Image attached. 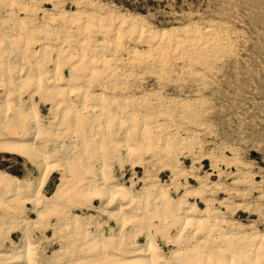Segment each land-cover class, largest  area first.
<instances>
[{"label": "rangeland", "instance_id": "obj_1", "mask_svg": "<svg viewBox=\"0 0 264 264\" xmlns=\"http://www.w3.org/2000/svg\"><path fill=\"white\" fill-rule=\"evenodd\" d=\"M74 14L78 18L87 16L89 19L75 23L71 18ZM119 15L142 21L147 30L186 29L188 33L180 32L178 35H181L177 38L159 45L146 39L142 27L120 29L116 22ZM14 22L18 29L14 28ZM101 28L107 29L109 34L106 36L98 33ZM25 29L27 32L34 31L33 38L29 41L33 51L28 56H34L35 59L46 56L47 62L44 66L49 67L52 74L57 73L55 63L59 57L54 55L53 63L50 62L51 57L48 55L51 51H45L46 54L39 50L45 43L47 46H69V53L73 57L82 55L89 59L96 56V53L97 56L102 54L107 60L104 62L105 66L96 62L101 69L97 68L96 73L90 72L91 81L87 80L90 86L81 82H78L79 86H75V90L80 86L89 90L88 95L83 92L80 96H87L85 102L91 95L94 97L93 95L101 93L105 100L97 103L103 106L99 119H95L97 133H100L97 136L98 146L93 150L92 145L87 144L88 150L85 153L80 148V154L83 152L85 157L80 159L81 162L77 161L79 164L74 163L73 167L76 169H72L73 172L75 170L74 176L76 173L75 179L78 180L91 174L93 167L90 164L97 161L96 167L103 169L104 165L113 182L132 190L136 200L133 207L137 206L134 209L132 207L129 212H132L135 223L134 226L129 225L123 233L124 238L130 240L129 243L144 245L148 231L152 232L154 229L153 235L157 243L170 256L175 248L166 247L164 239L169 236L176 239L182 234L184 238L189 235L192 237V230H196L192 227L195 223L188 225L192 227V230H188L185 227L186 222L177 218L179 202L183 203V207L186 204H199L204 210L209 203L214 209L209 211V215L217 213L216 216L206 219L199 228L203 237L211 225L216 226L213 237L217 234L231 237L229 233L241 230L248 237L254 233L264 235V0H0V31L3 34L16 35ZM98 46L105 47L103 53L97 52L100 49ZM158 46H164L163 50ZM132 50L136 53H130ZM62 55L65 58V54ZM73 57L72 60L81 61V57ZM86 67L84 64V68ZM63 70L66 73L65 79H70L69 67ZM85 72L82 69L80 76L86 75ZM105 85L108 87L107 91L104 89ZM109 96H116L118 100L110 99ZM44 103H39V107L47 125L53 123V119L57 117L61 120L64 109L57 110L58 106H55L54 114H51L53 106L59 105L60 101L52 107L51 104ZM105 105L108 109L104 108ZM127 109L138 110L136 115L129 117L131 120L134 118L133 124L130 123V126L124 128L118 119L111 118L110 125L104 128L107 114L112 117L114 111L125 113ZM5 111L7 112L6 108ZM82 115L87 119L86 122L84 118L81 119L80 124L83 127H80L79 122H76V130L72 127L74 122L69 123L70 128L68 124H64V128L67 127L64 131L66 134L62 138L60 136V144L68 147L78 140L80 134H90L92 122L87 114ZM143 124H146V128L149 126L143 132L144 138L142 130H136ZM128 128L134 130L126 136L124 133L130 130ZM120 129L123 133L116 136ZM109 139H113L112 145H109ZM49 147V151L56 149V146ZM78 165L85 167H80L83 172ZM0 170L26 179L34 185L39 176L34 165L10 155L0 154ZM99 171L95 175H99L98 179H101ZM59 183L60 175L55 174L46 186L45 195L52 197ZM162 188L163 193L168 194V199L165 196L166 201L160 196ZM144 191L149 192V197L143 199ZM11 197L6 200L10 201ZM74 198L81 199L84 202L82 205L86 204V209L82 206L72 207ZM95 199L90 194H80L77 188H73L58 203L66 202L71 215L79 216L80 223L93 235L106 230L105 236L112 237L114 231L111 229L115 230L114 234L120 233L122 226L118 217H102L98 213L101 204L95 202ZM92 202L95 207L88 210L86 206L90 203L92 205ZM13 203L16 206L14 213L7 205L0 204V224L4 227L0 231L1 251L6 255H16L25 235L19 226L29 223L32 238L39 245L36 254H39L38 263L66 264L70 260L69 256L57 259L56 253L61 250L62 243H67L72 250L77 251L74 242L78 243L75 237L79 235L73 233L72 227L62 230L64 232L51 230L43 233L48 224L57 223L61 218L59 214H64L68 220L66 212H62L56 205L52 206L43 215L44 230L36 229L34 224L37 216L32 213L31 206H28L27 214L22 209L21 200L17 199ZM144 211H148V216ZM108 220H111V227L106 228L104 225ZM7 224L15 225L17 229L7 230ZM71 235L75 238L74 241H70ZM87 251L88 254L91 253L89 249ZM80 255L84 256L79 253L78 256ZM260 257L257 259L258 264H264V257Z\"/></svg>", "mask_w": 264, "mask_h": 264}, {"label": "bare ground", "instance_id": "obj_2", "mask_svg": "<svg viewBox=\"0 0 264 264\" xmlns=\"http://www.w3.org/2000/svg\"><path fill=\"white\" fill-rule=\"evenodd\" d=\"M71 18L74 19L75 23L81 22L82 20L85 21L89 19L87 16L78 18L75 14L71 15ZM116 22L120 25V29H123L124 27L132 28V29L142 27V29L145 30L143 32H144L146 39L151 42H157L159 45L164 44L166 41L174 37L177 38L178 36L181 35V34L178 35V33L180 32L184 33L186 31L188 33L186 29H182V30L174 29L173 31H167V30H162V31L154 30L153 31L149 29L147 30L146 26H144L142 21L136 18H132L129 16H124V15H119L116 18ZM14 23H15V26L13 25L14 28L16 27L18 29V26H16L17 23L16 22ZM20 23L18 24L20 25ZM21 24H24V23L22 22ZM25 30H23L24 32L17 30V31H20V33L19 32L18 34L15 33L16 35L14 34L10 35V33L3 34V32L0 31V154L16 156L18 159L19 158L25 159L26 161H28L29 163H31L38 169L39 176L37 177L38 178L37 183L34 185V183H31L27 181L26 179L15 177L11 174H8L7 172L0 170V204L3 203L7 205V208H9L12 213H14V211H16V206L14 205L13 202L16 203L17 199L19 201L21 200V205L23 207L21 208L24 209L27 214L29 210L28 206H31V210H33L32 213L37 216V221L35 220L34 227L36 229L42 228L43 230H44V227H42L43 215L49 209H51L52 206L56 205L57 208H60L62 210V212L63 211L66 212L65 214L68 216V220L66 217H64L65 216L64 214L63 215L59 214L61 215V218L57 220V223L48 224L46 226L47 228L43 232V233H47L51 230H54V232H56L57 230L66 231V230H69L70 227H72L73 233H76V235L77 234L79 235L78 237H75L78 243L74 242L75 246H77L76 248H78L77 251L72 250L71 246L69 247L68 245H66L67 243L66 244L62 243L61 250L56 253L57 259L62 256H69L70 260L68 259L69 261H67L66 264H99V263H102V264H258L259 260L257 261V259L260 256L264 257V235L254 233L253 236L248 237L246 236V234H243L241 230L240 232L229 233L231 237L227 236L226 234L225 235L227 237L223 236V234L222 236L217 234L216 236L213 237L214 235L213 229L214 227H216L215 225L210 226L209 231L208 232L206 231L207 233L205 234V237H203L204 235L203 236L201 235L202 234L201 232L199 233V228H201V226L204 225L203 222L206 219L208 220V218H210L213 215L211 213L209 215V211L211 212L214 209H212L211 206L208 205L209 204L208 202H207L208 204L205 210L201 209L199 207V204H194L191 206L189 204H186V206L183 207L181 205L183 203L181 202H179L180 204L178 203L179 205L177 207H179V209L176 207L178 209L177 211L178 213H176L178 216L177 218L180 221L182 220L183 222L187 223V224L185 223L186 229L189 230L191 228L192 230V227L193 228L195 227L196 230L195 229L192 230L194 232V236L189 237L190 236L189 235L188 238L182 237L183 234L181 236H178L176 239L175 238L173 239L170 236L166 237V239H164V241L166 242V247L172 246L175 248L174 249L175 251L171 252L170 256H167L162 250V248L160 247V245L157 243V240L154 237L155 235H153L154 229L152 230V232L148 231L147 241L144 245H139L138 243L137 244L129 243L130 240H128L129 241L128 242L127 238L126 237L124 238L123 233L125 232V230L129 228L128 227L129 225L134 226V223H135V221L133 220L132 212H129V210L133 207L134 202L136 201L134 199V196L132 195L133 194L132 190H130L129 188L123 185H119L113 182L112 179L108 177V174L106 173L104 169V165H103V169L102 167L101 168L96 167L97 161L96 163L93 162L92 164H90V166L93 167V171L89 175H84L77 180L75 179V176L77 175L76 173L74 176L75 170L73 172V169H76L75 167H73V164L74 163L76 164L77 161L79 162L80 159L85 157L84 153L85 151L87 152L88 150V149L86 150L87 144H89V146L92 145L93 150L96 149L95 147L96 145L98 146L99 140H97L98 139L97 136L99 132L97 133V130H96L97 126H95L96 125L95 119H99L98 116L101 115L103 111V106H100L97 103H101L102 100L104 99V94L101 93L100 95H93L94 97H92L91 95V98L89 97L90 99H88L87 102H85V97L87 96H85L84 98L82 97L80 98V96L83 92H85L87 95L90 92L88 89H83V87L81 86L78 88L79 86L78 82H81V84L84 83L85 85H89L90 83H88L87 80H90V75H91L90 72L96 73L97 71L95 70H97V68H100L98 67L96 62H99L100 65H104V62H106L107 60H105L104 58L105 56L103 57L102 54L101 56L100 54L97 56L96 53H95L96 56H93L92 58H89V59L87 58L88 60L85 59L86 57L82 55L80 56L79 54H78L79 56L73 57V55L69 53L70 52L69 49L71 47L69 46L56 47V46H51V45L47 46L45 45L46 43L44 42V40L46 39L45 38L43 39V42L45 44L39 50H43L44 52L45 51L53 52V54H51L50 52L48 55L51 57L50 58L51 60H49L50 62H52V57L54 55L59 57V60L55 63V67L57 66V70H56L57 73L52 74L50 72V68L47 66H44L45 63L47 62L46 56H44L42 59L40 57H39L40 59L36 58V59H39V61H37L34 56H28V55H32L31 53L33 51L31 50L33 46H29V41L30 39L33 38L34 31L28 30L27 32L26 30L27 33H25ZM86 31H88V29ZM87 33L89 34V31ZM98 33H101L103 35L105 34L107 36V34H109V31L107 29L105 30L104 28H101ZM158 47H162V46H158ZM163 47H162V50H163ZM9 48H10V52H8ZM11 48L13 50L12 53H11ZM14 48H15V51H14ZM98 48L100 49L97 52L103 53V50L105 47L103 48V46H98ZM130 53H136V52L132 50ZM62 54H65L64 56L65 58H62L63 56ZM72 57L73 58L81 57V61H79L80 59L72 60L71 59ZM84 59L87 61L82 64L81 62L85 61ZM94 63L97 66L94 65ZM84 64H85V67L87 66L86 68H84ZM65 67H69V73H70V79H67V80L65 79L66 73L63 70ZM82 69L86 70L85 72L86 75L82 74L83 76L81 77L80 74L82 72ZM76 84L78 85L77 86L78 89L75 90ZM4 87L6 88V90ZM26 87H29V89H26ZM72 88L74 90H71ZM106 88L108 87L106 86L104 89ZM25 90H27L28 92L26 93ZM106 95L107 94H105V96ZM109 97L110 99L118 98L116 96H112V97L109 96ZM97 100H100V102H97ZM42 101L45 102L46 104H51V107L60 101V104L58 103L59 105L53 106V109L51 110L52 111L51 114H54L53 112H54L55 106H58L57 110L59 108H61V110L64 109V116L61 118V120H58V117H57L53 119L54 120L53 123L49 122L50 124L47 125L48 123L41 116L42 114H41V110L39 107L40 105L39 103H43ZM110 102L112 103L113 101H110ZM5 108L7 109V112L5 111ZM104 108H107L106 105ZM127 110L128 111H125V113L127 112L126 115L125 113L115 112V111L113 113L114 116L112 117H110L107 114V120L105 121L106 127L104 126V128H107L108 124L110 125L109 119L111 118L118 119L124 128L130 126L131 125L130 123L133 124L135 121L134 118L133 120H131L132 118L129 119V117L131 115L132 117L133 115H136L138 113V110H133V109L132 110L127 109ZM111 111L113 112L112 109ZM111 111L110 113H112ZM68 113H70V115ZM83 113L87 114L88 119H90V121L92 122L90 123L92 126L89 129L90 134L89 133L87 135L84 134L85 136H82L83 133L82 135L80 134V136H78L79 137L78 140L73 141L74 144L68 147H65L63 144H60L61 143L60 136L62 138V136L66 134L64 131L66 130L67 127L64 128V124L66 125L68 124L69 126V123L74 122L73 123L74 126L72 127H74L75 129V127H77L76 122H79L80 124L81 119L84 118V116L82 115ZM127 114H130V115H127ZM86 120L87 119H85V122ZM110 122H112V120ZM57 123L58 125L56 126ZM87 123L89 122L87 121ZM146 124L141 125V127L139 126L140 127L139 129L136 126L137 127L136 130L139 132H141L140 130H142V134H143V132H145L147 128L149 127L148 126L146 128ZM80 127H83V126H81L80 124ZM101 127L103 126L101 125ZM121 129L116 136H119V134L123 131ZM132 129L126 131L124 134L127 136V134L132 132ZM143 135L142 136L144 138L145 134ZM142 136H140V138ZM112 140L113 139H109L108 141L109 145L113 144ZM119 140L120 138L118 139V141ZM115 141L114 143H116ZM49 146L51 147L56 146V149L49 151L48 149ZM80 148L84 150V153L82 152L80 154ZM90 159L87 158V160H90ZM92 159L94 160V157ZM87 160L85 162H87ZM128 161L131 162V160H128ZM78 162L77 164H79ZM83 163L84 161L82 160V164ZM82 166L80 165L79 168ZM82 168L80 169L83 172V169H85V167L83 169ZM89 169H92V168L90 167ZM81 171H79V173H81ZM97 171H99L101 179H98L99 175H95ZM55 174L60 175V183L54 195L52 197H47L45 195L46 186L48 182L50 181V179ZM73 188H77L78 193L80 194H90L92 198L95 197L96 198L95 202L98 201L101 204L100 205L101 207L98 208L99 209L98 213L100 212L102 214L101 215L102 217L111 215V217L114 216L115 218V216H117L118 221L120 225L122 226V229L120 227L122 231H120V233L114 234L115 230L111 229L112 232L114 231V233H112L113 235L112 237L110 235L109 237L105 236L106 230H104V233L102 231L101 233L96 234V235L91 234L92 232L89 233L88 230L85 229V227L81 224L82 222L80 223V217L77 215H71V211L68 210L69 206L65 205L66 202H63L60 204L58 203L59 200L63 198V195L65 196V194H67V192H69ZM163 188L160 191V196L161 197L163 196L164 199L166 196L167 197L166 199H168V196H167L168 194L166 193L167 194L166 195L165 193H163L164 192ZM148 193L147 191H144L142 193L143 199L144 197L146 198L149 197ZM9 196L14 197V199L11 197L10 201L6 200L8 199L7 197ZM82 203L84 204V202H82L81 199L76 200L74 198L71 205L74 208L77 206H82L84 209H86L84 207L86 204L83 206ZM204 203H206V201ZM94 205H95L94 203L92 205L90 203L86 207L88 210H92V208L95 207ZM140 205L142 206V204ZM187 205H189L190 207ZM60 209L58 210L60 211ZM66 209L67 211H65ZM139 211H140V208H139ZM144 212L147 214L148 211H144ZM216 214L217 213H215L214 215L216 216ZM1 217L2 215H0V218ZM65 219L67 221H65ZM109 221L111 220H108L106 225H104L106 228H108V226H110L111 224ZM192 222L195 224H193L192 227H189L188 225H191ZM78 223H80L79 225L81 226L79 225L76 226V224ZM19 227H21L20 229H22L25 234L23 241H22V245L17 249L15 253L16 255H6L3 253V251H1L2 249H0V264H39L38 263L39 254L36 255L38 252L39 245L32 238L31 226H29V223L28 225L24 223L22 226L20 225ZM3 228H4L3 224H0V231ZM12 229L16 230L17 226L11 225V224L7 226V230H12ZM184 232L185 231H183V233ZM71 236L72 237L69 236L70 241L71 240L74 241L75 238L73 237V235ZM169 239H172V241H170ZM59 240L60 239H58V241ZM235 242L237 244H235ZM86 247H87V250L89 249L91 253L88 254V251L85 249ZM0 248H2V244H0ZM69 249L71 250L70 252H69ZM79 253H81L84 256H81V255L78 256Z\"/></svg>", "mask_w": 264, "mask_h": 264}]
</instances>
